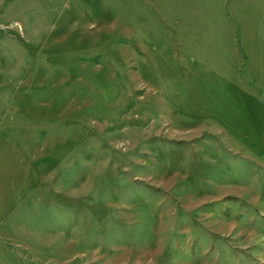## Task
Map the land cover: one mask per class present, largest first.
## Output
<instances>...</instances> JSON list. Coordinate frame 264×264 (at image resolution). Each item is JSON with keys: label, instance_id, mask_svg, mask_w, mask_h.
I'll use <instances>...</instances> for the list:
<instances>
[{"label": "rangeland", "instance_id": "obj_1", "mask_svg": "<svg viewBox=\"0 0 264 264\" xmlns=\"http://www.w3.org/2000/svg\"><path fill=\"white\" fill-rule=\"evenodd\" d=\"M0 264H264V0H0Z\"/></svg>", "mask_w": 264, "mask_h": 264}, {"label": "trees", "instance_id": "obj_2", "mask_svg": "<svg viewBox=\"0 0 264 264\" xmlns=\"http://www.w3.org/2000/svg\"><path fill=\"white\" fill-rule=\"evenodd\" d=\"M238 46H240V45L238 44Z\"/></svg>", "mask_w": 264, "mask_h": 264}]
</instances>
